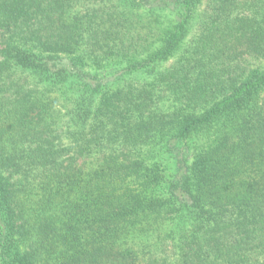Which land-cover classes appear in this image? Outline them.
Instances as JSON below:
<instances>
[{
  "label": "trees",
  "instance_id": "trees-1",
  "mask_svg": "<svg viewBox=\"0 0 264 264\" xmlns=\"http://www.w3.org/2000/svg\"><path fill=\"white\" fill-rule=\"evenodd\" d=\"M0 264H264V0H0Z\"/></svg>",
  "mask_w": 264,
  "mask_h": 264
}]
</instances>
